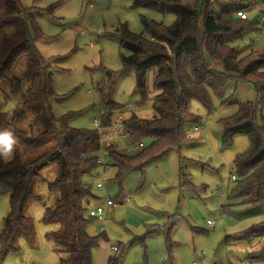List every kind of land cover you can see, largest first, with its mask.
Returning a JSON list of instances; mask_svg holds the SVG:
<instances>
[{"label": "rangeland", "instance_id": "obj_1", "mask_svg": "<svg viewBox=\"0 0 264 264\" xmlns=\"http://www.w3.org/2000/svg\"><path fill=\"white\" fill-rule=\"evenodd\" d=\"M19 2L30 11L42 33L36 47L52 67L57 97L52 99L51 105L57 118L72 114V127L94 129V119L101 120L104 116L102 107L109 101L126 106L119 112H126L125 118L132 113L140 119L154 117L152 97L156 89L153 73L150 72L147 77L149 99L140 104L136 72L122 62L121 35L117 29L127 25L132 32L145 33L143 17L171 25L175 21L174 15H164L151 8H138L134 0ZM190 2L200 11L206 6L218 11L233 5L246 7L248 25L240 33L228 35L226 40L239 48L238 53L242 57L264 49V0ZM4 9L0 1V16ZM30 27L35 35L33 25ZM13 31L12 25L0 30V47L4 36ZM213 67L224 71L222 64ZM15 70L19 76L24 75V58L19 60ZM25 90L26 82L23 81L20 91L7 89L6 93H0V111L13 117ZM257 97L253 83L231 78L222 95L211 93V111L199 100L190 102V108L199 121L188 126L189 141L182 146L180 154L175 149H169L164 155L147 162L143 171L139 167L129 171L121 182L115 178L114 166H110L108 172H100L93 180V192L100 195L103 202L92 205L105 206L107 196L118 205L111 214L106 208L104 219H95L89 226L92 235L106 231L109 235L93 251L95 264H109V255L119 254L112 252L111 246L118 249L126 247L123 264H191L196 260L200 264H264V201L246 204L244 196H235L232 192L235 186L233 175L237 174L235 158L249 150L250 139L245 134H237L233 145L224 147L220 122L222 118L234 114L239 103L256 101ZM22 126L29 131L41 130L31 110L26 112ZM16 140L11 159L0 157V163L12 161L16 154L25 159L30 151L29 145ZM112 141L123 152L132 147L123 132L119 137H112ZM145 143L149 145L150 141L145 140ZM182 169L189 174V180L197 190L181 186ZM55 172L54 165L42 172L45 181L35 187L41 200H32L26 210L35 232L34 244L21 238L19 250L7 255L2 264L60 263L61 255L55 251L54 242L47 237L57 225L46 224L43 220L46 206H54L59 198V192L49 188ZM98 181L103 182L101 190L96 187ZM126 197H130V202L120 204ZM9 213L10 196L2 195L0 230L4 228V218ZM209 219L216 221L214 228L208 227ZM169 228H172V246L167 237ZM148 231L152 233L147 236Z\"/></svg>", "mask_w": 264, "mask_h": 264}, {"label": "trees", "instance_id": "obj_2", "mask_svg": "<svg viewBox=\"0 0 264 264\" xmlns=\"http://www.w3.org/2000/svg\"><path fill=\"white\" fill-rule=\"evenodd\" d=\"M4 13L0 16V30L12 25L14 31L4 36L0 47V93L18 92L26 82L21 105L13 117L0 111V130L8 129L16 139L29 145L25 159L16 154L6 164L0 163V196H10V213L4 218L0 230V264L11 252L19 250L21 238L34 244L35 232L26 215L32 200H41L35 192L38 183L45 181L42 172L56 166L55 177L49 188L59 192L54 206H46L43 220L57 225L47 237L61 255L59 264H95L93 251L104 233L92 235L90 224L97 219L89 214V202L98 196L93 192V180L98 177L100 164V137L93 129H79L70 125L72 114L57 118L52 112V99L57 97L53 87V71L36 47L42 37L41 30L29 10L19 0H0ZM192 0H134L138 8H151L164 15L172 14L171 25L143 17L145 33L132 32L127 25L118 28L121 35L122 62L136 72V87L140 104L149 99L147 77L154 76L156 93L152 97L155 115L140 119L135 113L123 119V132L132 146L143 143L136 151H120L113 142L106 146L115 178L121 182L132 169L144 165L175 149L180 154L189 141L187 128L198 123L199 117L191 108L192 100H199L212 110L211 93L223 94L227 81L253 83L256 101L238 104V110L220 120L222 144L230 147L237 134L250 139L248 151L235 158L237 170L233 195L244 196V203L264 201V49L239 56L238 47L227 42L230 34L240 33L248 18L238 17V10L246 7L229 6L213 10L206 6L202 11L191 4ZM230 5V4H229ZM247 12V11H246ZM31 25L35 35L31 33ZM35 37V38H34ZM26 60V71L21 77L15 67ZM222 64L224 71L213 66ZM126 106L109 101L103 105L105 126ZM33 111L41 130L30 131L23 127L26 112ZM145 140L150 141L147 145ZM235 175V174H234ZM180 184L197 190L189 174L181 170ZM171 229L167 237L171 242ZM152 231H148L151 234ZM111 255L109 264H123L126 247Z\"/></svg>", "mask_w": 264, "mask_h": 264}, {"label": "built area", "instance_id": "obj_3", "mask_svg": "<svg viewBox=\"0 0 264 264\" xmlns=\"http://www.w3.org/2000/svg\"><path fill=\"white\" fill-rule=\"evenodd\" d=\"M236 14L238 17H241L244 19L248 18V13L245 10H238L236 12ZM262 20L264 21V16L262 17ZM119 112L113 116L114 120L108 126H105L103 124L104 116L101 118V120H99L98 118H95L93 121V126H94L93 130L97 131L99 134V137H100V147L101 148H100L99 157L97 160L98 163L100 164V169H101L100 172L102 170L108 172L110 169V166H112V163H111L112 160L108 155V152L106 150V146H109V145H111V143H113L112 137H115V136L119 137L120 133L123 132V119L125 118L124 114L126 112H122L121 114H119ZM117 115H118V117H116ZM143 146H144V144L140 143L137 146H132L131 148H129L127 150L132 152V151H136L137 149H139ZM100 172H99L98 176L100 175ZM236 179H237L236 175H233V180H236ZM96 187L99 190L103 189L104 188L103 182L98 181L96 184ZM104 205L105 206H103L101 204L90 205V202H89V205H88L89 214L93 217H96L97 219H104V217L106 215V208H115L118 204L113 198L107 196L105 198ZM207 225L210 228H214L216 226V221L209 219V220H207ZM101 230H104V229L101 228ZM112 249H113V251L118 250V248L116 246H112ZM191 264H200V263H199V261L196 260V261H193ZM214 264H219V263L214 262Z\"/></svg>", "mask_w": 264, "mask_h": 264}, {"label": "clouds", "instance_id": "obj_4", "mask_svg": "<svg viewBox=\"0 0 264 264\" xmlns=\"http://www.w3.org/2000/svg\"><path fill=\"white\" fill-rule=\"evenodd\" d=\"M16 145L17 140L12 131L8 129L0 130V157L5 160L11 159Z\"/></svg>", "mask_w": 264, "mask_h": 264}, {"label": "crops", "instance_id": "obj_5", "mask_svg": "<svg viewBox=\"0 0 264 264\" xmlns=\"http://www.w3.org/2000/svg\"><path fill=\"white\" fill-rule=\"evenodd\" d=\"M247 11V10H246ZM199 128V127H198ZM98 197L97 198H94V199H92L91 201H90V205H92V203H102L103 202V200H101L102 199V197L100 196V195H97ZM128 202H130V197H126L122 202H120V204H126V203H128ZM108 212H109V214H111V213H114L113 211H114V208H108ZM108 214V215H109ZM108 217V216H107ZM109 219V218H108ZM102 225H103V223H102ZM106 233H108V231H106ZM106 233H104V235L106 236V237H109V235H106ZM111 251L112 252H118L119 251V249L117 250V251H113V249H112V246H111ZM110 257H111V255H109V258H108V263H109V259H110Z\"/></svg>", "mask_w": 264, "mask_h": 264}]
</instances>
